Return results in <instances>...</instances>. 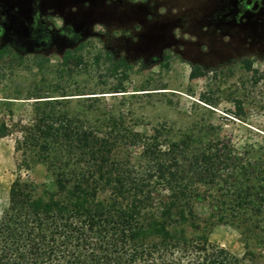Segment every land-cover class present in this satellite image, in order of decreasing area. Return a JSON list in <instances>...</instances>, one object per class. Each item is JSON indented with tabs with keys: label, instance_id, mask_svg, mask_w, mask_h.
Instances as JSON below:
<instances>
[{
	"label": "rangeland",
	"instance_id": "1",
	"mask_svg": "<svg viewBox=\"0 0 264 264\" xmlns=\"http://www.w3.org/2000/svg\"><path fill=\"white\" fill-rule=\"evenodd\" d=\"M36 96L113 136L211 138L236 159L263 157L264 0H0V118L25 124ZM19 135L0 138V212L17 175L53 187L36 148L17 167ZM139 145L121 152L134 168ZM190 176L200 197L184 232L264 264V208L242 210L223 181Z\"/></svg>",
	"mask_w": 264,
	"mask_h": 264
},
{
	"label": "trees",
	"instance_id": "2",
	"mask_svg": "<svg viewBox=\"0 0 264 264\" xmlns=\"http://www.w3.org/2000/svg\"><path fill=\"white\" fill-rule=\"evenodd\" d=\"M123 91L120 85L112 92ZM35 98L43 99L33 101L25 124L0 118V138L19 132L17 167L28 169L36 148L53 187L21 175L10 183L0 212V264H258L251 252L234 256L181 226L200 197V187L185 182L189 174L202 184L223 181L235 206L259 213L264 156L244 161L218 139L190 147L189 137L161 139L159 131L113 136L52 109L60 99ZM132 141L140 143L138 168L121 157ZM225 172L235 174L230 183Z\"/></svg>",
	"mask_w": 264,
	"mask_h": 264
}]
</instances>
